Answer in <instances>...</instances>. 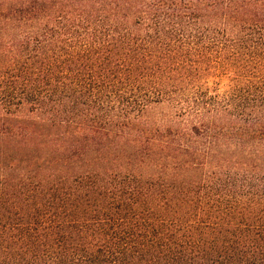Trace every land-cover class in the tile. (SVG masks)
<instances>
[{
  "label": "trees",
  "instance_id": "obj_1",
  "mask_svg": "<svg viewBox=\"0 0 264 264\" xmlns=\"http://www.w3.org/2000/svg\"><path fill=\"white\" fill-rule=\"evenodd\" d=\"M0 264H264V0H0Z\"/></svg>",
  "mask_w": 264,
  "mask_h": 264
}]
</instances>
